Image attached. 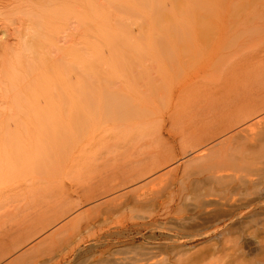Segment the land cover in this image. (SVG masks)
Returning a JSON list of instances; mask_svg holds the SVG:
<instances>
[{
	"label": "bare ground",
	"instance_id": "obj_1",
	"mask_svg": "<svg viewBox=\"0 0 264 264\" xmlns=\"http://www.w3.org/2000/svg\"><path fill=\"white\" fill-rule=\"evenodd\" d=\"M45 2L49 4L47 0ZM37 3L38 9L27 14L30 21H35V29L29 37L30 41L23 45L26 54L17 57V63L25 68V74L22 72L21 76H15L16 72L10 70L3 99L0 95V104H3L0 108V187L3 186L0 189V202L11 198L20 177L23 176L20 179L25 180V176L28 178L32 172H38V175L42 173L45 179V175H54L58 168L60 170L64 156L79 146L84 147L81 148V158L89 159L92 153L94 156V151L107 150L112 146H115L113 150L119 148L114 143L124 137L135 139L136 134L133 135L130 130L136 132V122L144 120L145 114L150 111L154 95L161 88L159 81L169 78L179 66L192 60L198 61L199 53H203L200 69L194 70L196 72L188 75L186 82L179 86L176 91L178 99L187 89L212 84L218 86L226 72L234 70L231 61L234 62L233 66L237 63L233 60L237 54L227 51L228 42L231 39L240 41L246 35L251 39L264 26V0L253 3L249 0H80V7L66 8L63 4L57 13L52 11L53 8L46 9L41 0H37ZM256 16L260 23L253 25ZM70 18L76 20L79 28L67 34L70 39L61 42L57 34H62ZM53 32L56 40L53 39L54 34L50 35ZM37 61L45 66V71H42L43 68L40 71L42 74L37 72L39 75L31 67L34 64L35 68V63L39 66ZM50 70L54 77L51 73L49 75ZM258 97L227 112L228 115L221 118L219 124L184 148L186 163L200 166V171L192 174V185L208 188L207 196L219 198L216 201L219 209L215 214L209 219L192 218L195 224L189 223V218L187 223L176 227L159 229L156 226L153 229L154 240L150 242L155 243L159 229L162 231V235L159 234L162 244L139 246L133 252L131 247L127 248L131 252H121V247L116 249L119 252L116 251L114 256H108L114 257V260L107 258L110 262L112 260L109 264H194L200 255L209 258L210 253L222 252L220 247L226 245L219 247L212 241L215 244L206 243L208 246L202 251L191 253L188 243L198 238H214L219 233L226 243H236V253L241 252L235 255L234 262L242 257L247 258L255 251L250 241H245L244 247L239 245L243 235L242 239L235 241L232 237L247 235L251 230L258 232L259 228L255 230L254 225L264 217V95ZM178 105L179 102L174 105L167 121L171 122L176 117ZM143 131L147 132V129ZM91 140L95 142L89 144ZM177 158L175 155L158 157L150 164L151 171L145 170L142 176L135 179L129 177L126 181L145 182L148 175ZM249 164L257 167L253 175L243 173V167H249ZM180 167V164L170 167L165 175H176ZM34 174L30 176H38ZM40 179H43L42 176ZM35 183L32 188L37 186ZM38 184L42 185V182ZM149 184L146 183L144 187ZM144 187L134 190V201L137 204L156 205L159 202L156 193L147 194L143 192ZM127 194L122 193L117 201ZM129 203L127 208L132 202ZM125 204L119 205L121 209L125 208ZM70 213L71 210H66L56 219L51 217L52 220L48 219V224H42L38 232L33 228L19 235L16 241H11L7 253L11 254L26 245L33 237L43 233L42 230ZM142 226L147 227L146 224ZM204 228L206 232H201ZM140 231L138 234H142ZM120 232L117 231V234ZM246 246L249 252L242 250ZM255 255L258 257L260 253L255 252ZM157 257L159 260L155 261ZM218 262L221 263V260ZM234 262L232 264H236Z\"/></svg>",
	"mask_w": 264,
	"mask_h": 264
},
{
	"label": "rangeland",
	"instance_id": "obj_2",
	"mask_svg": "<svg viewBox=\"0 0 264 264\" xmlns=\"http://www.w3.org/2000/svg\"><path fill=\"white\" fill-rule=\"evenodd\" d=\"M32 1L0 0V95L2 99L6 84H9L8 75L13 71L16 72L15 76L17 74L21 76L22 72L25 74V68L21 67L22 65L20 63H17V57L20 55L24 57L26 54L22 49L24 47L23 45H25V42H28L29 37L35 29V21L33 22L31 20V22L29 15L32 12L31 10L34 9L35 11L38 9V3L37 0H34V3ZM47 1L50 5L45 4L47 3L45 0H41V4L46 9L52 10L53 8L52 11L56 13L60 11L63 4L66 5V8L81 6V3H79L80 0H65V2L62 0L60 2H56V0ZM254 1L249 0L252 3ZM35 3L37 4L35 6L36 8L34 7ZM73 19L70 18L66 22L67 24L64 26L67 29V31L64 29L66 33L63 31L62 34L61 32L57 34L61 42L70 39V36H67V34L70 35L78 30V23ZM254 21L253 25L260 23L257 16ZM257 33L259 34L253 36L251 39L246 35L240 41H233L231 39L228 42L227 51L228 53L237 54L233 59L237 63H235L234 67L232 65L234 62L231 61V68L234 70H229V74L226 72L225 78L223 77L220 84L218 83V86L212 84L213 86L204 85L196 89H187L184 91L185 93L182 92L180 94L178 99L177 89L186 82L188 75L200 69L203 53H199L196 58L198 61L194 62L192 60L189 64H183V67L179 66L172 71L169 78L163 80V82L159 81L161 88L154 95V101L149 107L150 111L145 114L147 115L144 118L145 121L142 119L136 122V132L133 131L134 129L130 130V133L133 132V135L136 134V136L134 135V138L136 137L135 139L131 136H129L130 138L124 137L121 141H117L118 144L114 143V145H119V148L116 147L117 149L113 150L115 146H112L113 148L111 147L107 150L94 151L95 157L92 153L89 159L81 158V148L84 147L79 146L68 153L70 157H67L68 155L64 156L65 161L64 159V162L61 160L60 170L58 168L54 175H45V179L44 175L41 173L39 176L38 172L35 173L38 175L37 177L30 176L34 174L31 171L32 173H29L28 178L25 176V180H22L23 176L20 177L22 179H18L19 185L16 188L17 190H14L11 198L8 197L9 199L6 198L0 202V257L3 256V258L1 257L0 264H109L110 260L108 259L114 260V257L108 256H114L116 251L119 252L116 249H120L121 247H123L120 250L121 252H127L129 250L127 248L130 247V250L132 249L131 251L133 252L139 246L141 248V246L148 247L153 244H160V242L162 244L163 240L159 237L162 235V231L159 230L162 227H176L181 223H187L189 218H191L189 223L195 224L192 218L205 217L209 219L213 216L215 211L219 209V206L216 205V201L217 199L219 201V198L207 196L208 191L206 189L208 188H203L202 186L194 187L192 185V174L195 172L198 173L200 166H196L199 164H187L183 158V151L188 143L190 144L196 138L203 135L205 131L219 124L222 121L221 118L224 119L230 110L239 107L241 104H245V102L248 103L255 100L256 97L258 99L259 95H264V26ZM53 34L55 35V32L50 33V35ZM50 37L52 38L53 36ZM55 38L56 35L53 39ZM243 56L246 58H243ZM37 62L40 64L39 61ZM35 64L36 67L34 68L33 64L31 66L33 69H31L36 74L42 68V71H45L44 65L40 64L43 66L41 67L37 63ZM19 70H21L20 73H18ZM187 70L190 72L188 73ZM233 71L235 72L231 75ZM7 72L9 73L7 74ZM40 73L42 74L43 72ZM50 73L54 77L51 70L49 75ZM187 91L191 92L186 93ZM178 102V114L171 122L167 121L166 119L172 113L174 105L178 104ZM2 105L0 104V108H2ZM146 129L147 132L143 131ZM155 130L157 134L153 133ZM145 134L149 136L144 137L143 135ZM93 142L95 140H91L89 144ZM111 142L113 143V141ZM85 146L87 145L85 144ZM169 155L178 156L176 161H180L178 164L181 167L176 175H165L171 169L170 167L178 165L174 161L148 175L145 178V182L144 180L133 183L126 181L129 177L130 179L139 177L145 173V170L151 171L149 169L150 164L156 158H163ZM85 160H88V164L85 163ZM254 163L257 164V162ZM255 166L250 165L248 167L247 165L243 167L245 171L242 172L253 175L255 174L254 171H256L255 168H257ZM257 166L261 167L258 164ZM41 176L43 179H40ZM34 180L37 182L35 181V183ZM38 182H42V185L38 184ZM33 183L38 187L32 188ZM146 183L150 184L144 187ZM141 187H144L143 192L147 194L152 192L156 193L155 196L159 202L156 205L145 203L137 204L133 198L134 190ZM124 192L128 193L127 196L117 201L118 197ZM129 202L132 203L130 208H127L130 204ZM121 203H126L123 205L125 206L124 209H121V206H119ZM66 210H71V213L55 224L47 227L46 230H42L43 233L41 232L40 235H36L37 237H33L30 240L31 242H27L26 245L18 248L16 251H12L11 254L7 253L11 241H16L19 235L33 228L36 231L38 229L40 231L41 227H43L41 226L42 224L45 223L46 225V221L60 217ZM206 211L211 213L209 214ZM51 217L52 219H50ZM260 220V222L254 225L255 230L257 228L259 230L261 229L256 232L257 234L251 230L252 232L249 231L248 234L251 233L253 236L251 234H240V236L235 235L237 237H232V240L235 241L239 238L242 239L241 236L243 235V240H239L240 242H238L241 247H244L245 241L251 242L249 243L255 248V251L250 253L247 258L242 257V259L234 262L236 259L235 255L241 252L237 251L236 253V250H238L236 243H226L219 233L214 238H198L188 243L187 246L190 247L188 249L191 253L196 252V250L202 251L204 247L208 246L207 244L209 242V244L217 243L219 247L226 245L220 247L222 252H214V255L213 252L210 253L209 258L207 256H204V258L202 255H200V258L196 257L199 259L194 264H232L233 262L236 264H239V262H242V264H264V250L261 252L264 248V223H262L264 217ZM145 224L147 227L142 226ZM162 224L165 226H162ZM136 225L137 227H135ZM156 226L159 228L156 236L157 239L154 241L155 243H151L155 237L153 229ZM138 228L142 232V234L140 233L141 235L138 234ZM117 231L121 232L117 234ZM110 232L111 237H109ZM201 232H206V229L204 228ZM120 234L123 235L121 236ZM135 234L136 237L134 236ZM127 238L130 239L128 240ZM203 240H207V242ZM40 241H43L41 242L42 246L40 245ZM128 241L131 242L129 243ZM148 241H151L150 245H148ZM242 250L244 252L248 250L249 252L247 246ZM255 252L256 254L260 253L262 255H258L257 257ZM164 255H161L162 258H164ZM159 258L161 259L160 256ZM159 258L157 257L155 261L159 260ZM218 260H221V263ZM105 261H108V263Z\"/></svg>",
	"mask_w": 264,
	"mask_h": 264
}]
</instances>
